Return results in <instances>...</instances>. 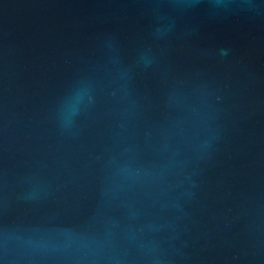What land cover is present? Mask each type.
<instances>
[{
	"label": "water",
	"instance_id": "1",
	"mask_svg": "<svg viewBox=\"0 0 264 264\" xmlns=\"http://www.w3.org/2000/svg\"><path fill=\"white\" fill-rule=\"evenodd\" d=\"M176 2L0 0V264H264V6Z\"/></svg>",
	"mask_w": 264,
	"mask_h": 264
},
{
	"label": "clouds",
	"instance_id": "2",
	"mask_svg": "<svg viewBox=\"0 0 264 264\" xmlns=\"http://www.w3.org/2000/svg\"><path fill=\"white\" fill-rule=\"evenodd\" d=\"M149 6L150 7H164V6H169V5L152 4ZM170 6L174 8L188 9V8H193L196 5L194 3V0H177L176 3H173ZM207 6L215 8V9H233V8L255 9V8H259L260 6H264V0H260L259 5L252 4V3H234V2H229V0H213V2ZM224 53L225 55L227 54L226 49L224 50Z\"/></svg>",
	"mask_w": 264,
	"mask_h": 264
}]
</instances>
